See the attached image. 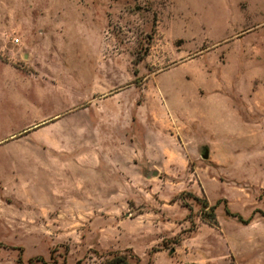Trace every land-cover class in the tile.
<instances>
[{
	"label": "rangeland",
	"instance_id": "1",
	"mask_svg": "<svg viewBox=\"0 0 264 264\" xmlns=\"http://www.w3.org/2000/svg\"><path fill=\"white\" fill-rule=\"evenodd\" d=\"M31 38L76 107L62 199L0 189V264H264V0H0V42ZM71 165L103 192L65 198Z\"/></svg>",
	"mask_w": 264,
	"mask_h": 264
},
{
	"label": "crops",
	"instance_id": "2",
	"mask_svg": "<svg viewBox=\"0 0 264 264\" xmlns=\"http://www.w3.org/2000/svg\"><path fill=\"white\" fill-rule=\"evenodd\" d=\"M19 42H0V189L20 187L22 182L28 181L22 175L30 174L31 189L41 198V204H54V200L62 199L54 194L53 183L62 173L63 152L57 143L63 140V135L50 131L66 111L76 107L72 105L75 101L49 89L47 79L42 81L38 72L27 70L23 65L24 61L46 74L51 68L49 55L45 48L39 47H48L52 41L27 39L23 44L27 47L25 50ZM59 69L65 72L68 67L63 65ZM24 104L31 113L25 121ZM99 168L95 172H76L77 167L71 165L70 172L65 174L69 185L61 189L64 197H86L92 191L101 194L104 188ZM78 175L84 181L76 187L72 180Z\"/></svg>",
	"mask_w": 264,
	"mask_h": 264
},
{
	"label": "trees",
	"instance_id": "3",
	"mask_svg": "<svg viewBox=\"0 0 264 264\" xmlns=\"http://www.w3.org/2000/svg\"><path fill=\"white\" fill-rule=\"evenodd\" d=\"M204 206H205V208L209 207V209H210V213H206V214H208V217H210L208 222L210 224H216V220H217L216 212H215L216 205L210 206L209 203L206 202V203H204ZM205 212H206V209H204V213ZM227 212L229 214L237 216L243 223H250L253 220V216H251L249 218H243L240 214L232 213L228 208H227ZM204 217H205V215H204ZM206 217H207V215H206ZM114 255H115V257L108 259V261L105 264H139V263L131 262L127 255H122V254L121 255L120 254H114ZM130 258H137L138 259V257L134 254H132L130 256ZM38 259L41 261L45 260L43 257H38Z\"/></svg>",
	"mask_w": 264,
	"mask_h": 264
},
{
	"label": "water",
	"instance_id": "4",
	"mask_svg": "<svg viewBox=\"0 0 264 264\" xmlns=\"http://www.w3.org/2000/svg\"><path fill=\"white\" fill-rule=\"evenodd\" d=\"M207 157H208V155L206 154V155H205V158H207Z\"/></svg>",
	"mask_w": 264,
	"mask_h": 264
},
{
	"label": "built area",
	"instance_id": "5",
	"mask_svg": "<svg viewBox=\"0 0 264 264\" xmlns=\"http://www.w3.org/2000/svg\"><path fill=\"white\" fill-rule=\"evenodd\" d=\"M16 41L18 42V41H19V39H16Z\"/></svg>",
	"mask_w": 264,
	"mask_h": 264
}]
</instances>
